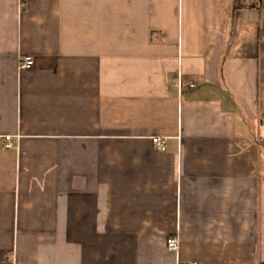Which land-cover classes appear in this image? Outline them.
<instances>
[{
  "label": "crops",
  "instance_id": "1",
  "mask_svg": "<svg viewBox=\"0 0 264 264\" xmlns=\"http://www.w3.org/2000/svg\"><path fill=\"white\" fill-rule=\"evenodd\" d=\"M261 115L264 0H0V264H264Z\"/></svg>",
  "mask_w": 264,
  "mask_h": 264
},
{
  "label": "built area",
  "instance_id": "2",
  "mask_svg": "<svg viewBox=\"0 0 264 264\" xmlns=\"http://www.w3.org/2000/svg\"><path fill=\"white\" fill-rule=\"evenodd\" d=\"M33 66V59L29 56L22 57L19 62V70H30ZM176 87L178 91H181L184 88L191 89L194 87V84L191 82L184 83L180 79L177 80ZM6 144L4 145V149H10L12 147L10 141V137H5ZM152 146L159 152H163L165 150V140L162 137H152L151 138ZM167 249L170 251H175L177 249V243L175 239H168L166 242ZM181 264H196V263H181Z\"/></svg>",
  "mask_w": 264,
  "mask_h": 264
},
{
  "label": "trees",
  "instance_id": "3",
  "mask_svg": "<svg viewBox=\"0 0 264 264\" xmlns=\"http://www.w3.org/2000/svg\"><path fill=\"white\" fill-rule=\"evenodd\" d=\"M261 120H264V116L263 115H261Z\"/></svg>",
  "mask_w": 264,
  "mask_h": 264
}]
</instances>
